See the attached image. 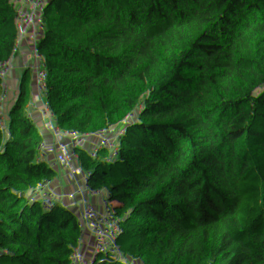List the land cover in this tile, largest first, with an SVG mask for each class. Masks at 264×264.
<instances>
[{"label": "trees", "instance_id": "1", "mask_svg": "<svg viewBox=\"0 0 264 264\" xmlns=\"http://www.w3.org/2000/svg\"><path fill=\"white\" fill-rule=\"evenodd\" d=\"M229 36L243 74L224 71L215 97L207 15L120 28L27 90L0 137L17 262L264 264V5ZM30 46L0 17V94Z\"/></svg>", "mask_w": 264, "mask_h": 264}, {"label": "built area", "instance_id": "2", "mask_svg": "<svg viewBox=\"0 0 264 264\" xmlns=\"http://www.w3.org/2000/svg\"><path fill=\"white\" fill-rule=\"evenodd\" d=\"M84 2L8 0L2 3L17 10L9 22L10 26L28 36L31 48L13 83L0 94V137L11 113L22 106L27 90L35 86L42 77L52 78L54 69L51 68V63L57 54L62 61L61 64L71 69L69 62L72 61L74 54L84 50L88 55L97 58L104 48L113 44L116 31L131 24H161L167 19L191 20L203 15L212 17L218 26L219 39L216 45L215 72L206 94L215 97L219 77L224 71L230 70L236 75L243 74L242 63L229 62L225 54L232 27L254 8L264 5V0H147L143 5L131 9L126 20L117 17L106 28L101 29L92 18L90 6ZM108 3L112 7L111 0H108ZM72 17H75V20L70 21ZM60 40L68 41L69 49L58 50L56 44ZM0 262L30 264L17 262L1 235ZM56 264H81V260H66Z\"/></svg>", "mask_w": 264, "mask_h": 264}, {"label": "crops", "instance_id": "3", "mask_svg": "<svg viewBox=\"0 0 264 264\" xmlns=\"http://www.w3.org/2000/svg\"><path fill=\"white\" fill-rule=\"evenodd\" d=\"M7 1L8 0H0V17L10 22L13 19V16L16 14L17 10L14 7L5 6L2 4ZM146 1L147 0H111L112 7L109 5L108 0H86L84 3L90 6L93 13L92 18L95 22H97L98 27L104 29L108 26L110 22L114 21L117 17H121L122 19L126 20L128 18V13L131 9L143 5ZM73 20H75V17H72L70 19V21ZM184 20L185 19L183 18L180 20L167 19L163 23L173 24L179 23ZM71 30H74V28H71ZM56 45L58 50H67L70 47L69 42L66 40H60L57 42ZM59 58L60 57L57 54L53 61V64H57V67L61 64L59 62ZM71 62H73V68L71 69H77V63L73 60ZM0 264L2 263L0 262Z\"/></svg>", "mask_w": 264, "mask_h": 264}, {"label": "rangeland", "instance_id": "4", "mask_svg": "<svg viewBox=\"0 0 264 264\" xmlns=\"http://www.w3.org/2000/svg\"><path fill=\"white\" fill-rule=\"evenodd\" d=\"M81 1L84 2V1H86V0H81ZM3 19H4V18H3ZM4 20H6V19H4ZM6 21H7V20H6ZM53 61H54V60H53ZM59 62L62 63V61H61L60 58H59ZM51 64H52V65H51V68H52V69H55V68L57 67V64L54 65L53 62H52ZM260 109H261L262 111H264V103H263V102L260 103ZM8 123H9V122H8ZM7 127H8V124L5 123V130H4V131H6ZM3 133H4V132H3ZM3 133H2V134H3ZM1 136H2V135H1Z\"/></svg>", "mask_w": 264, "mask_h": 264}, {"label": "bare ground", "instance_id": "5", "mask_svg": "<svg viewBox=\"0 0 264 264\" xmlns=\"http://www.w3.org/2000/svg\"><path fill=\"white\" fill-rule=\"evenodd\" d=\"M69 66H70V68H73V62H69Z\"/></svg>", "mask_w": 264, "mask_h": 264}]
</instances>
